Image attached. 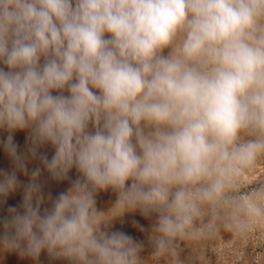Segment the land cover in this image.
Here are the masks:
<instances>
[{"label":"clouds","instance_id":"1","mask_svg":"<svg viewBox=\"0 0 264 264\" xmlns=\"http://www.w3.org/2000/svg\"><path fill=\"white\" fill-rule=\"evenodd\" d=\"M0 128V198L23 187L0 249L143 264L144 242L102 224L97 195L154 219L159 254L264 152V0H0ZM24 130L27 153L12 135ZM42 170L69 186L46 198Z\"/></svg>","mask_w":264,"mask_h":264},{"label":"rangeland","instance_id":"2","mask_svg":"<svg viewBox=\"0 0 264 264\" xmlns=\"http://www.w3.org/2000/svg\"><path fill=\"white\" fill-rule=\"evenodd\" d=\"M55 94V93H54ZM67 94V93H65ZM6 129L0 128V141L8 135ZM29 130L12 133L18 150L27 153L30 141L27 139ZM261 134L244 131L241 140L256 139ZM39 152L46 154L49 159L54 155L51 145H45ZM27 166L31 169L39 165L38 159L29 158ZM12 164L0 145V171H11ZM22 184L30 182V176L17 173ZM78 176L75 169L69 172L74 180ZM39 182L47 198L48 193L56 197L69 186V181L55 182L48 173L42 170ZM23 199V187L10 193L6 198H0V218L6 216L7 209L15 206L18 210ZM116 194L111 190L102 191L97 195V209L104 215L102 224H112L115 229H122L144 242L141 253L143 264H264V152L259 153L248 166L242 167L232 178L231 186L223 196L212 205L202 206V216L194 222L193 229L184 236L172 239L168 248L156 253L153 240L156 235L152 231V221L141 217L139 212L131 210L121 211L115 206ZM256 206L259 214L249 209ZM51 207L47 199L41 205V210ZM138 220L145 226L141 233L132 221ZM2 232V229H0ZM0 264H69L68 261L51 259L46 252H42L36 260L21 258L15 252L0 249Z\"/></svg>","mask_w":264,"mask_h":264},{"label":"bare ground","instance_id":"3","mask_svg":"<svg viewBox=\"0 0 264 264\" xmlns=\"http://www.w3.org/2000/svg\"><path fill=\"white\" fill-rule=\"evenodd\" d=\"M27 167H28L29 170H32V169H31V166H27ZM33 169H34V168H33ZM25 177H29V176H25Z\"/></svg>","mask_w":264,"mask_h":264}]
</instances>
